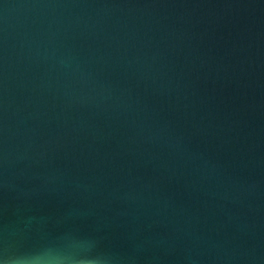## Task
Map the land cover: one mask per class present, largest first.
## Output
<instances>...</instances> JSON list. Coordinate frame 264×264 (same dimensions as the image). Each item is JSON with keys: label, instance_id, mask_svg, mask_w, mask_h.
<instances>
[{"label": "water", "instance_id": "1", "mask_svg": "<svg viewBox=\"0 0 264 264\" xmlns=\"http://www.w3.org/2000/svg\"><path fill=\"white\" fill-rule=\"evenodd\" d=\"M0 264H264V0H0Z\"/></svg>", "mask_w": 264, "mask_h": 264}]
</instances>
